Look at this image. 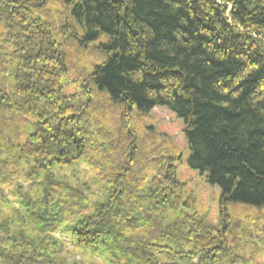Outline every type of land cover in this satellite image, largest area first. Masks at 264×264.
<instances>
[{
	"label": "trees",
	"instance_id": "trees-1",
	"mask_svg": "<svg viewBox=\"0 0 264 264\" xmlns=\"http://www.w3.org/2000/svg\"><path fill=\"white\" fill-rule=\"evenodd\" d=\"M0 27V264L258 248L263 228L228 208L264 209V0H0ZM156 107L220 188L216 222L177 194L181 151L145 126Z\"/></svg>",
	"mask_w": 264,
	"mask_h": 264
},
{
	"label": "rangeland",
	"instance_id": "rangeland-1",
	"mask_svg": "<svg viewBox=\"0 0 264 264\" xmlns=\"http://www.w3.org/2000/svg\"><path fill=\"white\" fill-rule=\"evenodd\" d=\"M1 29L2 28L0 27V30ZM145 126L152 128L157 137L160 136L167 139L169 143H174L176 148L181 151L182 158L177 163V177L179 187L177 188L176 192L183 199V202L187 203L188 211L198 213L200 216L205 215L208 217L209 221L212 220L216 222L221 190L217 186L209 185L206 182L204 175L196 170L191 169L188 165L187 160L189 158V152L185 145L183 121L177 118L168 109L156 107L151 113V120L147 121ZM65 175L70 178L72 176L70 172L66 173ZM87 176L89 177V174ZM88 177H86V183L90 180ZM21 183L23 186L27 185L26 183ZM75 183H77L79 186L85 184L82 179L75 180ZM0 208L2 209V206H0ZM228 211L236 219L239 218L246 222L252 219V221L254 220V222L263 228V230H261L262 234L259 230L253 229L251 231V238L253 239L251 247H253L257 241H259V243H257L259 244L258 248L253 250L246 246L241 252L238 251L236 254L238 256L236 259V264H241L242 261H244L246 264H264V209L256 210L247 206L236 205L232 208H228ZM10 218L11 217L8 216V219ZM1 230L2 234L0 235V238L2 235H4L3 229ZM259 234H261V237L258 239ZM69 247L67 248L68 254L66 255L68 264H73L76 261H78L80 264H104L103 260H100V258L96 259V263L94 260L83 256L81 251L75 250L70 245Z\"/></svg>",
	"mask_w": 264,
	"mask_h": 264
}]
</instances>
